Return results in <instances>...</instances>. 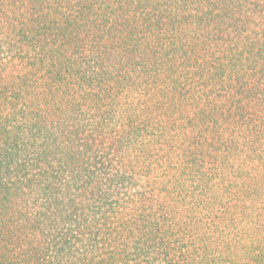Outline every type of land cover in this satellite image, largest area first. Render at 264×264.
Masks as SVG:
<instances>
[{
	"label": "trees",
	"instance_id": "trees-1",
	"mask_svg": "<svg viewBox=\"0 0 264 264\" xmlns=\"http://www.w3.org/2000/svg\"><path fill=\"white\" fill-rule=\"evenodd\" d=\"M0 264H264V0H0Z\"/></svg>",
	"mask_w": 264,
	"mask_h": 264
}]
</instances>
